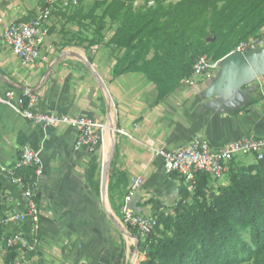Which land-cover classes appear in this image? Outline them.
<instances>
[{
	"label": "crops",
	"instance_id": "obj_1",
	"mask_svg": "<svg viewBox=\"0 0 264 264\" xmlns=\"http://www.w3.org/2000/svg\"><path fill=\"white\" fill-rule=\"evenodd\" d=\"M80 7L85 14L90 5L82 0ZM40 8L39 0L34 5L0 0V36L9 22L28 14L33 18ZM75 11L52 13L40 59L29 67H21L0 37V92L11 88L17 95L27 89L38 97L35 112L81 115L104 123L102 154L111 138L116 144L115 168L125 176L123 193L132 179L143 181L131 205L136 213H170L178 200L180 178L164 173L162 159L152 150L173 151L193 138L216 150L242 135L264 137V41L246 54L249 71L245 75L234 69L226 75L217 69L213 78L198 79L194 87L179 88L156 104L155 86L142 74L112 76L114 59L121 55V50L111 51L105 45L112 31L104 36V44L89 46L88 41L97 37ZM18 138L38 154L42 172L38 178L40 246L34 263L124 264L121 233L128 234L127 229L115 220L96 217L95 200L80 172L88 158L72 150L74 131L35 125L0 106V165L16 162L21 148ZM226 184L227 176L211 186ZM4 188L8 198L0 215L24 212L18 188ZM27 228L26 220L10 232Z\"/></svg>",
	"mask_w": 264,
	"mask_h": 264
},
{
	"label": "trees",
	"instance_id": "obj_2",
	"mask_svg": "<svg viewBox=\"0 0 264 264\" xmlns=\"http://www.w3.org/2000/svg\"><path fill=\"white\" fill-rule=\"evenodd\" d=\"M81 1L74 14L87 21L88 28L98 22L91 32L97 38L88 45L104 44L106 22L112 24L105 45L121 50L112 76L142 74L155 86L156 104L179 89L200 57L218 62L264 32V0H178L170 7L162 5L165 0H152L155 7L148 10L135 9L138 0H94L85 14ZM17 142L25 146L19 138ZM34 171L20 172L25 184L34 180ZM121 175L124 181L123 173L115 177ZM86 179L91 186V175ZM194 180L189 193L180 179L178 200L170 213H152L156 226L147 236L140 238L127 228L137 237L136 264H264V158L248 166H238L233 159L225 186L212 189L206 174H196ZM7 198L0 183V212ZM38 199L39 194L37 204ZM3 234L0 227V246ZM14 260L9 251L0 264Z\"/></svg>",
	"mask_w": 264,
	"mask_h": 264
},
{
	"label": "built area",
	"instance_id": "obj_3",
	"mask_svg": "<svg viewBox=\"0 0 264 264\" xmlns=\"http://www.w3.org/2000/svg\"><path fill=\"white\" fill-rule=\"evenodd\" d=\"M44 6L38 14L26 21H11L1 33L2 43L11 51L19 61L21 67H29L40 59L39 48L42 39L48 34V21L53 12H61L76 8L78 0H43ZM147 5H153L152 0ZM264 41V34L240 43L232 52L244 53L255 49ZM231 52V53H232ZM219 62V61H218ZM218 62L210 61L205 56L200 57L193 65L191 75L179 82V88H192L198 79H210L215 76ZM38 105V97L27 89L15 94L14 89H6L0 92V106H4L13 113L23 117L44 128L67 127L74 131L75 138L72 145L74 152L95 154L103 148L104 123L90 117L77 115L74 117L57 116L52 112H35ZM138 130L137 126L133 127ZM119 134L132 139L125 131H117ZM155 157L162 159L163 171L168 175H176L183 180L189 193L193 191L196 174H206L212 183L218 185L227 176L229 163L239 155H251L256 161L264 158V137L242 135L230 141L222 147L211 150L207 142L193 138L189 143L173 151L152 150ZM40 159L36 152L28 146L19 150L16 162L9 166L0 165V183L5 186L18 188L19 202L25 208L24 212L13 211L6 215H0V227L4 231L1 246L2 258L9 251L15 254L13 264H35L34 255L40 243L39 233V207L36 197L39 193L38 178L41 175ZM35 168L34 180L25 184L24 176L20 172ZM143 181L137 177L130 181L123 196L119 214L124 227L131 229L140 238L147 236L156 226L153 217L136 213L132 208V201L142 186ZM28 221L25 232L13 231L12 228L22 222Z\"/></svg>",
	"mask_w": 264,
	"mask_h": 264
},
{
	"label": "rangeland",
	"instance_id": "obj_4",
	"mask_svg": "<svg viewBox=\"0 0 264 264\" xmlns=\"http://www.w3.org/2000/svg\"><path fill=\"white\" fill-rule=\"evenodd\" d=\"M26 3L30 5L35 4V0H25ZM79 1V0H78ZM94 0H87L89 5L91 6ZM105 2H111L113 0H103ZM178 0H165L162 5L164 7H170ZM39 4L41 7L44 6V1L39 0ZM79 4V3H78ZM78 6V5H77ZM155 5L148 6L146 0H138L134 3V8H142L144 10H148L149 8H154ZM98 22L94 24V28L92 29L94 33L96 32ZM107 29L105 31V35H110V32L114 30L113 25L108 21L106 22ZM116 27V25H115ZM109 39V38H108ZM113 146L114 141L109 138V142L105 149V153L102 154L103 148L99 149L95 154L87 155L88 162L85 167L80 171L84 176L86 185H88L91 195L95 200L97 211L96 217L108 220L109 222H113L114 220L123 225L120 214L118 212L119 200L123 196V186L121 184L126 185L123 181V175H121L118 179L115 177L116 174L123 173L115 168L114 159H112L113 155ZM236 163L238 166H248L255 163V159L251 155H239L236 157ZM94 166L93 171H91L90 166ZM124 174V173H123ZM91 175L93 179L92 185L90 186L87 181V176ZM116 178L117 181L114 182L112 179ZM175 203V202H174ZM115 214V215H113ZM116 216L117 218L115 219ZM121 232V231H120ZM128 234L122 232V242L123 245V253H124V264H136L139 256L137 251V237L132 235L128 230ZM121 239V238H120ZM3 241V239H2ZM2 246V242H1ZM0 246V249H1ZM2 252L0 250V263L2 261Z\"/></svg>",
	"mask_w": 264,
	"mask_h": 264
},
{
	"label": "water",
	"instance_id": "obj_5",
	"mask_svg": "<svg viewBox=\"0 0 264 264\" xmlns=\"http://www.w3.org/2000/svg\"><path fill=\"white\" fill-rule=\"evenodd\" d=\"M252 52H254V50H247L244 53L232 52L228 54L218 62V71L228 75L230 69H234L238 75H245L249 71V63L246 54Z\"/></svg>",
	"mask_w": 264,
	"mask_h": 264
}]
</instances>
